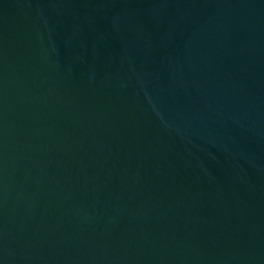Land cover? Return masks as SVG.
<instances>
[{
  "label": "water",
  "instance_id": "95a60500",
  "mask_svg": "<svg viewBox=\"0 0 264 264\" xmlns=\"http://www.w3.org/2000/svg\"><path fill=\"white\" fill-rule=\"evenodd\" d=\"M0 264H264V0H0Z\"/></svg>",
  "mask_w": 264,
  "mask_h": 264
}]
</instances>
